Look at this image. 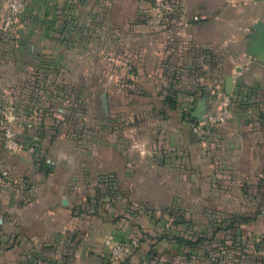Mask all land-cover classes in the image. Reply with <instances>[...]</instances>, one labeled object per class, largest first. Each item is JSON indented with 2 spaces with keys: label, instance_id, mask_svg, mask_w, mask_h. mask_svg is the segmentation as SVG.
I'll return each instance as SVG.
<instances>
[{
  "label": "rangeland",
  "instance_id": "374dc122",
  "mask_svg": "<svg viewBox=\"0 0 264 264\" xmlns=\"http://www.w3.org/2000/svg\"><path fill=\"white\" fill-rule=\"evenodd\" d=\"M180 16V0H0V131L10 117L18 148L50 140L69 146V163L87 159L69 208L137 244L114 263L106 249L101 264H264V168L188 146L168 155L160 143L162 101L222 93L227 75L244 93L232 94L231 118L246 136L257 131L262 79L235 71L248 30L209 57L186 40ZM135 68L148 87L134 85ZM130 161L122 175L108 170Z\"/></svg>",
  "mask_w": 264,
  "mask_h": 264
},
{
  "label": "crops",
  "instance_id": "0c3cea01",
  "mask_svg": "<svg viewBox=\"0 0 264 264\" xmlns=\"http://www.w3.org/2000/svg\"><path fill=\"white\" fill-rule=\"evenodd\" d=\"M180 4L181 31L185 32L186 40L194 48L205 49L209 57L217 53L227 55L228 44L238 42L237 37L261 20L260 15L264 14V0H180ZM137 6L140 7L139 3ZM200 15L206 19L192 21L194 16ZM236 59L235 71L247 73L253 81L262 79L260 85L264 89V64L246 57L244 52ZM133 78L136 87H148L151 81L140 75L138 68H135ZM232 78L230 96L234 92L242 93L241 88L240 92L235 91V77ZM169 86L171 90L170 83ZM212 94L213 90L204 91L197 98L193 92L183 104L174 103L173 106L162 101L161 114L168 136L164 142L160 141L162 148L168 149V155H182L187 146L195 147L204 151L203 156L222 158L224 161L221 159V162H229L239 170L263 169L264 104L259 107L263 112L259 119L261 124L250 137L234 117L214 127L202 125V121L191 117L190 113L202 99L204 115L216 107ZM19 136L24 140L29 137L26 133ZM26 144L25 141L16 151H8L0 131V264H44L46 258L42 255L51 256L47 260L55 264H101L100 256H105L106 251L103 243L106 233L116 231L94 221L90 223L69 208V186L80 180L79 169L82 173L90 171L89 162L83 157L79 165L71 157L72 162L69 163V146L58 147L50 140L45 147L40 143ZM127 165L133 169L130 161L121 165L114 162L108 170L116 171L119 176L122 175L119 166L126 169ZM106 168L104 156L103 160L99 159L98 174L106 173ZM2 172H7L8 177ZM40 259L44 262L41 263Z\"/></svg>",
  "mask_w": 264,
  "mask_h": 264
},
{
  "label": "built area",
  "instance_id": "2783aa9c",
  "mask_svg": "<svg viewBox=\"0 0 264 264\" xmlns=\"http://www.w3.org/2000/svg\"><path fill=\"white\" fill-rule=\"evenodd\" d=\"M206 19V16H194L192 18L193 22ZM213 98L216 100V107L210 112L204 115V120L201 122L202 125L214 127L228 122L231 118V96H226L224 92L213 91ZM12 118L6 117V127L3 131L4 147L8 151H15L18 146L15 142V132L11 129L10 124L12 123ZM2 175L8 177L7 172H2ZM8 183L11 180L7 181ZM104 247L107 249V258L111 263H114L117 258L123 256L128 252L131 247H136L137 244L134 240L131 241H114L111 237H106L103 241Z\"/></svg>",
  "mask_w": 264,
  "mask_h": 264
},
{
  "label": "water",
  "instance_id": "95a60500",
  "mask_svg": "<svg viewBox=\"0 0 264 264\" xmlns=\"http://www.w3.org/2000/svg\"><path fill=\"white\" fill-rule=\"evenodd\" d=\"M244 55L255 61L264 64V17L253 23L248 28L247 41L244 48ZM233 86L232 76L225 77L224 94L231 95ZM205 104L204 99L198 102L196 109L190 115L199 121L204 120Z\"/></svg>",
  "mask_w": 264,
  "mask_h": 264
},
{
  "label": "trees",
  "instance_id": "16d2710c",
  "mask_svg": "<svg viewBox=\"0 0 264 264\" xmlns=\"http://www.w3.org/2000/svg\"><path fill=\"white\" fill-rule=\"evenodd\" d=\"M236 97H237V98H240V94L237 93V94H236ZM232 98H233V97L231 96V100H233L232 102H235L236 100H235V99H232ZM167 102H168L169 104H171L172 106H173V104H174V103H172V101H167ZM43 165H44V164H43ZM47 172H49V171L47 170Z\"/></svg>",
  "mask_w": 264,
  "mask_h": 264
}]
</instances>
